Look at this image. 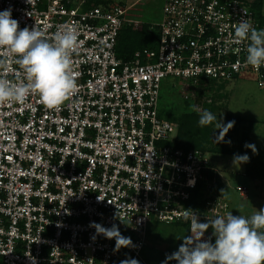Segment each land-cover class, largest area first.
Returning a JSON list of instances; mask_svg holds the SVG:
<instances>
[{"label":"built area","instance_id":"2783aa9c","mask_svg":"<svg viewBox=\"0 0 264 264\" xmlns=\"http://www.w3.org/2000/svg\"><path fill=\"white\" fill-rule=\"evenodd\" d=\"M107 1V0H101ZM134 4L94 0H0L19 27L36 26L46 37L65 24L78 26L73 53L77 91L49 110L35 94L24 105H0V264H114L115 239L91 224H114L142 259L151 224L190 232L199 221L232 212L219 175L200 149L174 147L178 124L161 112L165 82L197 87L201 80L228 82L254 73L264 88V65L245 63L248 41L234 26L247 20L264 29L245 0H164L158 23L128 17ZM158 29L155 50L117 54L125 27ZM10 65L7 78L15 79ZM239 194L249 197L245 187ZM101 199V200H98ZM215 243L211 227L201 238Z\"/></svg>","mask_w":264,"mask_h":264},{"label":"clouds","instance_id":"9594fccd","mask_svg":"<svg viewBox=\"0 0 264 264\" xmlns=\"http://www.w3.org/2000/svg\"><path fill=\"white\" fill-rule=\"evenodd\" d=\"M234 39L237 43L248 41L245 63L259 70L264 65V29L258 30L247 20H240L234 26ZM78 48V26L73 23L65 24L49 38L36 26L21 29L19 21L12 18L11 9L0 11V105H24L35 94L45 108L58 109L77 91L72 56ZM12 63L18 66L14 80L6 75ZM215 120L212 112L203 110L198 123L204 127ZM234 124L235 121L219 124L217 142L223 140ZM245 147L255 151L254 145ZM248 159L246 154L234 156L235 163ZM189 216L191 235L183 238L184 242L169 260L174 259L178 264H264V209L250 216L229 212L207 223L200 222L192 211L185 213L186 218ZM91 226L98 235L114 238L117 251L132 246L131 239L122 236L115 224L105 228L93 222ZM209 227L215 243L201 239ZM121 264H139V261L126 259Z\"/></svg>","mask_w":264,"mask_h":264},{"label":"rangeland","instance_id":"374dc122","mask_svg":"<svg viewBox=\"0 0 264 264\" xmlns=\"http://www.w3.org/2000/svg\"><path fill=\"white\" fill-rule=\"evenodd\" d=\"M107 1L125 7L134 4L128 17L143 23H158L162 18L164 0ZM245 1L248 5L253 0ZM166 86L170 88L165 82L164 88ZM202 88L177 82L168 91L163 89L161 105L167 109L176 108L181 112L187 110L202 112L209 110L206 105H211L215 108L216 120L213 131L216 137L220 132V129H216L220 123L226 125L230 121H235L234 126L224 136L226 140L221 147L237 151L242 140L246 138L251 142L250 145L255 146V151L251 149L252 157L261 155V150H264V88L259 86L256 75L245 73L232 81L217 82L210 89H205L206 91ZM234 156L208 152V158L219 173L224 196L233 213L250 216L256 210L264 209V181L251 180L246 175L248 162L235 163ZM237 187L248 189L249 197H242ZM184 237H188V234L187 229L183 227L151 224L142 259L150 258L149 264H164L165 261L171 264L174 259L169 260L168 257L178 251Z\"/></svg>","mask_w":264,"mask_h":264},{"label":"trees","instance_id":"16d2710c","mask_svg":"<svg viewBox=\"0 0 264 264\" xmlns=\"http://www.w3.org/2000/svg\"><path fill=\"white\" fill-rule=\"evenodd\" d=\"M95 4H102L109 1L94 0ZM251 10L255 13L259 22L264 25V3L263 0H253L250 4ZM159 42V31L158 29H152L150 24H144L140 28L135 29L133 27H125L121 31L117 44V54L120 58L124 60H129L135 54V52L144 49L155 50ZM217 84L215 81L201 80L199 86H202V90L210 89L213 85ZM170 88L167 86L163 89L168 91L173 88V85L169 84ZM221 88V87H220ZM162 98V94H161ZM209 107V111L214 115L215 108L211 105H206ZM162 114L170 121L178 124V135L174 142V147L184 150L200 149L204 152H211L216 154H232V155H243L246 154L248 159L247 166V176L254 181H264V150L262 149L261 155L252 157L251 148L245 147L246 144H251L246 138L242 140L241 146L236 151L232 148L225 149L222 144L225 143V138L222 141L217 142L216 136L213 131V126L215 121L204 127H201L198 123L199 114L201 112L187 110L178 111L176 108L167 109L163 104L161 105ZM244 145V146H243ZM232 149V150H231ZM208 178L212 180L213 178L217 180V188L214 189L215 193H220L223 189V184L220 180V176L213 171L208 172ZM177 226V225H172ZM144 255V254H143ZM145 258V257H144ZM138 259L139 264H149L150 258ZM126 259H132V255L128 253L124 247L119 249V257L114 264H121V261ZM171 264H178L177 261L173 260Z\"/></svg>","mask_w":264,"mask_h":264}]
</instances>
